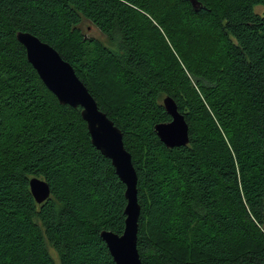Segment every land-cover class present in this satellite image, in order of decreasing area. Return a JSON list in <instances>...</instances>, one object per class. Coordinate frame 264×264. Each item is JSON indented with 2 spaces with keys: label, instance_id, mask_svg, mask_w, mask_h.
Masks as SVG:
<instances>
[{
  "label": "trees",
  "instance_id": "1",
  "mask_svg": "<svg viewBox=\"0 0 264 264\" xmlns=\"http://www.w3.org/2000/svg\"><path fill=\"white\" fill-rule=\"evenodd\" d=\"M193 1L0 0V264H115L100 233L120 236L125 221L124 184L80 108L59 104L27 61L19 32L55 49L121 130L142 264H264V0ZM83 21L108 44L83 35ZM109 71L119 107L88 83ZM166 97L186 146L156 135L171 120ZM32 178L50 188L41 204Z\"/></svg>",
  "mask_w": 264,
  "mask_h": 264
},
{
  "label": "water",
  "instance_id": "2",
  "mask_svg": "<svg viewBox=\"0 0 264 264\" xmlns=\"http://www.w3.org/2000/svg\"><path fill=\"white\" fill-rule=\"evenodd\" d=\"M191 3L195 7L193 0ZM16 39L24 47L27 61L59 104L80 108V116L86 123L91 144L102 156L110 160L116 176L125 186L126 206L122 235L107 231L100 233L113 262L142 264L136 244L140 215L137 174L131 155L125 150L121 130L99 110L96 101L76 76L74 69L55 49L29 33L19 32ZM163 107L171 120L154 127L158 139L168 149L186 146L188 126L183 115L178 112L174 101L169 97L163 99ZM29 189L37 204L43 203L50 196V188L43 180L30 179Z\"/></svg>",
  "mask_w": 264,
  "mask_h": 264
},
{
  "label": "rangeland",
  "instance_id": "3",
  "mask_svg": "<svg viewBox=\"0 0 264 264\" xmlns=\"http://www.w3.org/2000/svg\"><path fill=\"white\" fill-rule=\"evenodd\" d=\"M179 10L182 12L183 16H186L184 19L186 21H191L193 20L192 17H190L188 11L186 10L185 7L182 5H179ZM81 32L83 35L86 37H93L98 39L101 43L107 45V39L99 32L97 31L94 27L90 25L87 21H83L82 25L80 26ZM89 80L88 83L91 86V88H96V83L101 84V90L97 91L98 96L100 99L106 104L107 107H119L121 105V99L122 97L119 98L120 92L119 90V79L113 72H107L105 75H99L98 77V82L96 81H91ZM96 93V94H97ZM116 105V106H115ZM193 254V252H192ZM188 255L191 256V254L188 252ZM181 258V257H180ZM189 260H182L180 259L181 263H187ZM58 264V261H57Z\"/></svg>",
  "mask_w": 264,
  "mask_h": 264
}]
</instances>
